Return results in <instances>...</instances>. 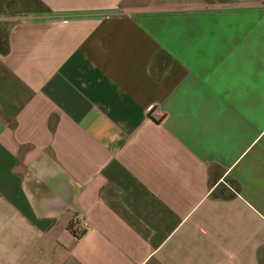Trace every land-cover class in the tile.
Masks as SVG:
<instances>
[{"label":"crops","instance_id":"0c3cea01","mask_svg":"<svg viewBox=\"0 0 264 264\" xmlns=\"http://www.w3.org/2000/svg\"><path fill=\"white\" fill-rule=\"evenodd\" d=\"M0 32V264H264V0H0Z\"/></svg>","mask_w":264,"mask_h":264},{"label":"built area","instance_id":"2783aa9c","mask_svg":"<svg viewBox=\"0 0 264 264\" xmlns=\"http://www.w3.org/2000/svg\"><path fill=\"white\" fill-rule=\"evenodd\" d=\"M91 228L90 222L83 215H77L71 224V231L79 238L88 233Z\"/></svg>","mask_w":264,"mask_h":264},{"label":"rangeland","instance_id":"374dc122","mask_svg":"<svg viewBox=\"0 0 264 264\" xmlns=\"http://www.w3.org/2000/svg\"><path fill=\"white\" fill-rule=\"evenodd\" d=\"M3 43H4V34H2V32H0V46L3 45ZM228 185L233 187L232 184L226 179L225 183H223L219 186L220 187L219 189H221V191L223 192L224 187H228ZM222 192H219V194H222Z\"/></svg>","mask_w":264,"mask_h":264},{"label":"trees","instance_id":"16d2710c","mask_svg":"<svg viewBox=\"0 0 264 264\" xmlns=\"http://www.w3.org/2000/svg\"><path fill=\"white\" fill-rule=\"evenodd\" d=\"M0 49H4V46L3 47H0ZM1 51H4V50H1Z\"/></svg>","mask_w":264,"mask_h":264}]
</instances>
